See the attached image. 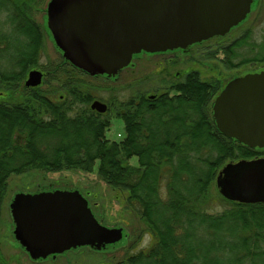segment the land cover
I'll return each instance as SVG.
<instances>
[{"label": "trees", "instance_id": "16d2710c", "mask_svg": "<svg viewBox=\"0 0 264 264\" xmlns=\"http://www.w3.org/2000/svg\"><path fill=\"white\" fill-rule=\"evenodd\" d=\"M33 2L0 0V218L13 175L33 169L96 173L125 194L126 208L149 237L144 248L131 244L115 264H264V204L229 202L215 187L227 163L264 158V150L217 130L212 106L219 83L189 73L153 99L120 102L124 136L112 141L106 136L111 118L90 109L95 98L72 75L62 94L25 86L19 91L41 58L40 31L29 19ZM249 40L247 31L227 48L229 65L233 49ZM254 60L264 62V56L237 65ZM0 264H6L1 253Z\"/></svg>", "mask_w": 264, "mask_h": 264}, {"label": "water", "instance_id": "95a60500", "mask_svg": "<svg viewBox=\"0 0 264 264\" xmlns=\"http://www.w3.org/2000/svg\"><path fill=\"white\" fill-rule=\"evenodd\" d=\"M253 0H51L47 27L65 60L90 77L112 78L134 55L185 50L224 37L250 13ZM28 73L26 88L41 85ZM90 108L104 113L94 101ZM212 116L226 138L264 149V71L229 81L214 98ZM229 202L264 204V158L229 162L215 179ZM13 236L30 260L71 249L100 251L122 239L121 228L101 225L77 191L17 194L9 205Z\"/></svg>", "mask_w": 264, "mask_h": 264}, {"label": "rangeland", "instance_id": "374dc122", "mask_svg": "<svg viewBox=\"0 0 264 264\" xmlns=\"http://www.w3.org/2000/svg\"><path fill=\"white\" fill-rule=\"evenodd\" d=\"M35 1L36 5L32 10L35 13L32 18L42 24L40 26H42L45 42L41 62L51 64L52 67L51 74L46 75L40 88L45 92L54 91L57 95L60 92L62 94V84L66 81L67 75H72L83 83V86L79 84L83 91H89L102 103L109 102L113 97L116 101H126L138 95L148 96L171 90L175 84L182 82L186 69L199 70V78L202 81L210 83L218 81L222 89L233 75H244L256 66L264 68V62L260 60L237 65L243 59H260L264 56V21H260L259 24L255 19L256 15L251 14L242 26L231 31L224 39L209 41L192 49L191 54L183 58H180L178 54L151 56L141 53L133 58L130 65L123 69L115 80L108 79L106 76L90 77L64 63L61 52L46 29V17L43 10L50 0ZM262 19L264 20V5ZM247 31L252 32L249 44L235 50L231 65L224 62V54L217 49L225 47ZM170 59L173 60L170 61ZM178 73L181 75L176 76ZM23 83L24 80L19 91L24 87ZM3 96L0 92V98ZM17 101L18 97H15V102ZM106 136L112 141L123 138L124 125L121 118H112L111 127L106 132ZM130 164L137 166V159L131 158ZM55 190L79 191L88 201L89 208L101 225L122 229L121 241L100 251L89 247H78L56 257L30 260L14 239L9 205L17 194L34 195ZM148 243L149 237L144 225L131 209L126 208L125 194H118L111 190L96 173L86 174L80 171L45 173L33 169L8 179L0 218V253L6 264H115L122 259L131 244L136 248H144Z\"/></svg>", "mask_w": 264, "mask_h": 264}, {"label": "flooded vegetation", "instance_id": "af4514ba", "mask_svg": "<svg viewBox=\"0 0 264 264\" xmlns=\"http://www.w3.org/2000/svg\"><path fill=\"white\" fill-rule=\"evenodd\" d=\"M51 1V0H50ZM49 1V2H50ZM48 2V3H49ZM36 2H33L32 3V5L34 6V5H36L35 4ZM48 3H47V5H48ZM263 5H264V0H253V2H252V5H251V9H250V13L248 14V18H249V16L251 15V14H254V15H256L255 17V19L259 22V24L261 23L260 21H264L263 19H262V15H263ZM34 8H35V6H34ZM261 10H262V12H261ZM46 11H47V6H46V8L43 10V12H45V17H46V29H47V31H48V34H50L51 35V33H50V31H49V29H48V27H47V13H46ZM35 13V11H31V13H30V16H29V19H30V21H32L33 23H35L37 26H38V28H39V31H40V39L42 40V47H41V54H40V60H39V65L38 66H35V67H30L28 70H27V74H26V76H25V78H24V85L23 86H25V82H26V80H27V77H28V73L29 72H31V71H38V72H40L41 74H42V81H41V85L40 86H38V87H36V88H26V89H28V90H34V89H37V88H41V86H42V84H43V81H44V79H45V77H46V75H48V74H50L51 72H52V67H51V64H43L42 62H41V60H42V58H43V54H44V51H45V42H44V35H43V33H42V26H40V25H42V24H40V23H38L37 21H35V18H32V15ZM246 17V18H247ZM247 18V19H248ZM247 19H245L242 23H240L237 27H235V28H233V29H231L230 30V32L231 31H233V30H235V29H237V28H239L240 26H242L243 24H244V22L247 20ZM254 19V20H255ZM230 32L228 33V34H230ZM252 33V32H251ZM227 34V35H228ZM49 35V36H50ZM227 35H225L224 37H214V38H211V39H209V40H207V41H203V42H200V43H196V44H193V45H191V46H189V47H187L185 50H181V49H178V50H174V51H167V52H164V53H155V54H148V53H143V54H145V55H151V56H163V55H165V54H178V55H180V58H183L184 56H186V55H188V54H191V51H192V49H196L197 47H200V46H202V45H204L205 43H207V42H209V41H213V40H222V39H224ZM243 35V34H242ZM242 35H239V37H237L236 39H234L231 43H229L228 45H226L225 47H221L220 49H217L218 50V52H222L223 54H224V59H223V61L225 62L226 61V51H227V48H229V47H231V45L236 41V40H238L239 38H241L242 37ZM51 37H52V35H51ZM53 39V38H52ZM263 39H264V36H263ZM242 45H240V46H238V47H235L233 50H234V53H235V50L236 49H238V48H240ZM57 47V46H56ZM232 49V48H231ZM59 50V49H58ZM60 51V50H59ZM61 52V51H60ZM61 54H62V58H63V61H64V63L65 64H69L72 68H74V69H76V70H78L79 72H82V71H80L79 69H77V68H75L74 66H72L70 63H68L66 60H65V58L63 57V53L61 52ZM141 54V53H140ZM140 54H138V55H140ZM135 56H137V55H134L133 56V58L135 57ZM173 57H175V56H173ZM133 58H132V60H133ZM173 59H170V61H172ZM128 67V66H127ZM126 67V68H127ZM126 68H124V69H126ZM123 70V69H122ZM121 70V71H122ZM120 71V72H121ZM262 71H264V68L263 67H255V68H253L252 69V71H249V72H246V73H244V75H246V74H253V73H260V72H262ZM119 72V73H120ZM84 73V72H83ZM118 73V74H119ZM189 73H196V74H198V76H199V70H197V69H186L185 70V72H184V77L187 75V74H189ZM179 75H181V74H177L176 76H179ZM244 75H240V74H238V75H233L230 79H228V81L223 85V88H224V86L229 82V81H231V80H233V79H235V78H237V77H241V76H244ZM118 76V75H117ZM117 76H115V77H112V78H108V79H111V80H115L116 79V77ZM200 77V76H199ZM184 79V78H183ZM218 82V81H217ZM219 83V82H218ZM178 84V83H177ZM177 84H175V86L177 85ZM173 88V87H172ZM222 88V89H223ZM221 88H220V90H219V92H218V94L220 93V91L222 90ZM169 91H170V89H169ZM169 91H166V92H169ZM165 92V91H164ZM164 92H162V93H164ZM158 94H160V93H158ZM157 93L156 94H154V95H148V96H146L148 99H153L155 96H157L158 95ZM217 94V95H218ZM216 95V96H217ZM215 96V97H216ZM60 99L62 98V96H60L59 97ZM130 99V98H129ZM129 99H127L126 101H116L115 100V98L113 97L109 102H103V104L106 106V111L104 112V113H98L97 111H94V110H92L91 108V110L92 111H94V112H96V113H98V114H100V115H109L108 117H110L111 118V120H112V118L113 117H117V115H119L120 114V109L118 108V104L120 103V102H127ZM94 101H99V102H101L102 103V101H100L98 98H95V99H93L92 101H91V103H90V106H91V104L94 102ZM117 103H116V102ZM89 106V107H90ZM253 150H256V151H258V152H261V151H263L264 149H253ZM256 158H260V157H256ZM263 158V157H262ZM255 159V158H254Z\"/></svg>", "mask_w": 264, "mask_h": 264}]
</instances>
